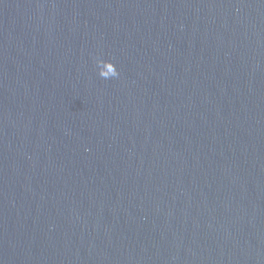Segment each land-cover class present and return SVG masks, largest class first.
<instances>
[{
	"label": "water",
	"instance_id": "95a60500",
	"mask_svg": "<svg viewBox=\"0 0 264 264\" xmlns=\"http://www.w3.org/2000/svg\"><path fill=\"white\" fill-rule=\"evenodd\" d=\"M0 264H264V0H0Z\"/></svg>",
	"mask_w": 264,
	"mask_h": 264
},
{
	"label": "clouds",
	"instance_id": "9594fccd",
	"mask_svg": "<svg viewBox=\"0 0 264 264\" xmlns=\"http://www.w3.org/2000/svg\"><path fill=\"white\" fill-rule=\"evenodd\" d=\"M118 73H116V75H117Z\"/></svg>",
	"mask_w": 264,
	"mask_h": 264
}]
</instances>
